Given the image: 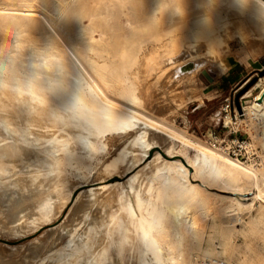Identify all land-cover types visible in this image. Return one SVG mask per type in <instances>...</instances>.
<instances>
[{"label": "rangeland", "instance_id": "rangeland-1", "mask_svg": "<svg viewBox=\"0 0 264 264\" xmlns=\"http://www.w3.org/2000/svg\"><path fill=\"white\" fill-rule=\"evenodd\" d=\"M59 1L0 0V48H8L0 55V58L3 56L7 59L2 57L0 62V92L9 89L34 97L21 85L22 64H15L16 72L7 70L12 62L11 57L19 49L32 51L38 47L46 54H53L55 60L67 57L91 70L85 55L88 50L75 31L76 25L87 17L88 25L95 31L97 41H100L99 47L104 51L106 49L112 60L128 63L137 58L138 63L128 71L136 87L138 101L126 103L137 112L155 118L164 127L149 131L155 145L147 156L142 152H129L117 172L111 171L109 164L122 149H131L129 142L135 136L134 131L113 136L108 133L100 135V141L107 145L103 153H96L84 146L75 160L57 166L60 174L44 165L43 170L49 172L45 180L57 194L55 208L48 218L44 217L39 207L36 209L38 215L34 218H17L18 209L0 212V264H38L55 256L67 241L66 236L59 240V234L63 227L73 225L77 220L75 202L88 190L96 192L88 209L98 227L90 239V247L85 251L86 261L81 264H103L106 259L111 264L121 259L124 264H142V245L135 234V217L128 213L125 200L121 199L137 173L135 184L144 198L150 196L151 176L162 170L176 177L179 164L172 162L190 161L193 169L188 167L189 176L185 180L178 178L187 186L189 193L186 194L194 198L182 216L188 219L193 215L208 214L214 194L227 195L220 188V180L227 168L220 161L213 165L215 167L203 161L199 167H195L196 160L202 158L199 148L188 145L176 133L185 134L230 159L223 152L224 149L213 146L212 138L225 137L230 127L234 131L242 130L248 133L245 139L261 149V163L264 162V148L249 135L252 124L250 110L254 109L257 96L262 97L264 93V0H247L246 4L238 0H214L223 4L222 8L213 0H105L102 7L101 1L103 3L104 0H71L74 7H84L82 14L85 15L80 16L72 11L68 16H63L62 31L51 25ZM180 12L186 16L185 19H182ZM49 25L54 28V33L49 31ZM34 36H40L44 42L33 43ZM187 36L194 37L203 47L200 58L206 63L195 75L192 90L171 98L166 96V103L158 102L156 93L144 88L146 59L155 50L169 57L166 56V47ZM51 40L58 42L49 44ZM62 40L73 43L61 45ZM88 54L93 56L92 52L88 51ZM99 61L103 65L104 61ZM248 78L250 80L245 83ZM102 88L108 95L115 94L117 98L116 92L104 86ZM227 98L234 101L239 112L244 109V117L236 121L231 119L230 109L224 110ZM69 114L79 121L85 135L87 131L95 133L94 127L75 111ZM59 128H63V124H59ZM67 130L72 131V125ZM230 160L233 161L232 158ZM234 162L244 167H258ZM201 170L205 171L204 175L199 174ZM114 174L120 179L113 177ZM200 181L204 189L196 186ZM254 193L258 192L254 190ZM133 197L136 198L135 193ZM206 221L209 224L207 235L200 245L209 259L217 261L216 264H264V202L257 201L253 210L243 212L241 219L232 223L223 224L220 217L213 215L207 216ZM172 222L173 217L166 210L158 229ZM186 236V243L189 244L190 233L187 232ZM187 257L186 252L184 261Z\"/></svg>", "mask_w": 264, "mask_h": 264}, {"label": "bare ground", "instance_id": "bare-ground-1", "mask_svg": "<svg viewBox=\"0 0 264 264\" xmlns=\"http://www.w3.org/2000/svg\"><path fill=\"white\" fill-rule=\"evenodd\" d=\"M238 1L242 4L247 3V0ZM59 2L58 9L52 15L51 25L62 31L63 16H68L72 11L81 14L80 16L85 14H82L84 11L82 5L74 7L71 0ZM213 2L222 8L223 4L214 0ZM102 4H105V0L103 3L101 1V7ZM106 4L109 5L107 2ZM104 8L106 7L103 5ZM180 15L185 19L184 14L180 12ZM84 19L76 25L75 31L79 33L85 48L93 53V56L89 55L88 51L85 54L91 70L67 57L62 56L63 58L55 60L53 54H46L38 47L32 51L19 49L10 59L12 62L7 70L11 73L16 72L18 69L15 64L20 62L23 65L22 72L20 71L21 85L34 97H29L25 92H14L9 89L0 92V212L18 209L19 212L18 210L14 212L15 214L18 212L17 218H26L25 216L34 218L38 215L36 209L39 207L45 218L51 217L57 194L45 180L49 172L43 170L44 165L57 174V166L75 160L84 146L96 153L105 151L107 145L100 141V135L108 133L113 136L134 131L135 136L129 142L131 149H122L109 164L110 170L117 172L120 164L128 158L129 152H142L147 156L155 145L149 131L164 127L155 118L137 112L127 104L128 101H138L136 87L128 71L138 63L137 58L128 63L112 60V56L105 52L106 49L104 51L99 47L100 41H97L95 31L88 25L87 17ZM52 26L49 25L48 29L54 33ZM42 40L40 36L32 38L36 44L44 42ZM57 42L51 40L49 44ZM60 42L61 45L73 43L70 40ZM7 49L0 48V55ZM169 49L171 50L168 51ZM166 50V56L170 55L169 57H164L165 54L155 50L150 53L144 64V88L146 91L152 89L161 103H166V96L171 98L192 90L195 86V75L206 63L200 58L204 52L203 47L194 37L178 39L170 43ZM99 60L104 61L103 65ZM8 84L14 85L10 82ZM102 86L116 92L117 98L114 97L115 94L108 95ZM259 99L261 95L257 96L254 109L250 110L252 124L249 135L264 148V98L261 101ZM71 111H75L89 122L95 133L87 131L85 135L79 127V121L71 118L69 114ZM59 124H63V128L60 129ZM69 125H72V131L67 130ZM176 135L188 145L199 148L202 158L196 160L195 167H199L201 161L210 166L220 161L227 168L220 180V188L226 191L227 195L214 194L212 204L207 210L208 214L204 216L193 215L189 219L182 217L186 213L188 203L194 198L186 194L189 190L179 180H185L189 176V168L193 169L192 164L188 160L183 162L181 160L172 162L175 165L179 164L176 167V177H171L162 170L151 176L150 196L144 198L141 196L135 184L137 173L121 199L125 200L128 213L135 217V234L140 238L142 245V264H216L217 261L209 259L200 245L207 235L206 229L209 226L207 216H218L223 224L232 223L233 220H240L243 212L253 210L257 201L264 202V162L257 168L244 167L234 162L236 159L225 151L223 152L233 161L185 134ZM199 174L204 175L205 171L201 170ZM113 177L120 179L117 174ZM196 186L199 189L205 188L201 181ZM254 190L258 193L255 194ZM95 193V190H88L77 198L75 206L78 218L73 225L63 227L58 238L60 240L66 236L67 241L55 256L38 264H81L86 261L85 251L90 247V239L98 227L97 221L88 209ZM134 193L136 198L133 197ZM166 210L173 217V222L163 229H158L160 219ZM187 232L190 233L189 244L186 243ZM186 252L188 257L184 261ZM103 264L111 263L106 259ZM115 264L124 263L121 259Z\"/></svg>", "mask_w": 264, "mask_h": 264}, {"label": "built area", "instance_id": "built-area-1", "mask_svg": "<svg viewBox=\"0 0 264 264\" xmlns=\"http://www.w3.org/2000/svg\"><path fill=\"white\" fill-rule=\"evenodd\" d=\"M225 102L227 105L224 110L228 111L230 109L229 112L231 115L233 114L235 121L245 116L244 109L239 112L232 99L227 98ZM212 142L214 147L220 146L230 157L237 161L250 165L261 164V149L254 146L249 139L225 136L223 138L213 137Z\"/></svg>", "mask_w": 264, "mask_h": 264}, {"label": "crops", "instance_id": "crops-1", "mask_svg": "<svg viewBox=\"0 0 264 264\" xmlns=\"http://www.w3.org/2000/svg\"><path fill=\"white\" fill-rule=\"evenodd\" d=\"M255 69H253L252 71H254ZM250 79L248 78L246 81H245V83L246 82H248ZM240 111H242V110H240ZM231 119L232 120H234V117H233V115H231ZM235 121V120H234ZM239 132H241L240 134H239ZM246 134H248V133H244L242 130H237V131H234L233 129H232V127H230V129H229V131L227 132V134L225 135V136H230L231 138H245V136H246ZM221 137V136H220Z\"/></svg>", "mask_w": 264, "mask_h": 264}, {"label": "water", "instance_id": "water-1", "mask_svg": "<svg viewBox=\"0 0 264 264\" xmlns=\"http://www.w3.org/2000/svg\"><path fill=\"white\" fill-rule=\"evenodd\" d=\"M264 98V93L262 94L261 100Z\"/></svg>", "mask_w": 264, "mask_h": 264}]
</instances>
